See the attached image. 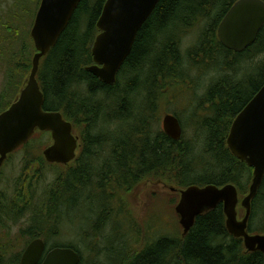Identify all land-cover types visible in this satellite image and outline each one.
I'll return each mask as SVG.
<instances>
[{
    "label": "trees",
    "instance_id": "obj_1",
    "mask_svg": "<svg viewBox=\"0 0 264 264\" xmlns=\"http://www.w3.org/2000/svg\"><path fill=\"white\" fill-rule=\"evenodd\" d=\"M106 1L81 0L57 43L41 59L37 74L44 110L60 111L80 137L77 159L68 164L48 162L43 151L52 143L51 132L36 131L9 154L0 169V227L17 223L28 209L33 212L30 224L20 229L19 236L25 242L42 237L48 248L72 247L81 255L80 264L87 261L79 246L57 242L63 222L86 221L92 252L99 254L102 250L106 264H114V247L101 249L98 235L112 218L120 225L125 219L122 216L132 221L129 213L111 206L120 190L128 191L146 179L178 189L232 183L240 199L244 198L249 193L253 168L233 155L227 138L238 113L264 85V26L256 41L242 52L227 48L218 36L222 19L238 0H160L138 31L116 81L105 83L88 68L94 64L92 49L101 32L98 21ZM31 3L17 19L23 24L22 32H17L18 26L9 27H14L12 40L17 49L12 53L7 76L15 87L2 92L0 114L15 101L32 69L36 48L31 29L41 0ZM26 10L31 13V21L24 30ZM187 36L193 39L183 50ZM196 69L214 75L199 103L205 104L207 113L187 121L196 127L193 140L186 137V122L175 112L183 135L174 140L163 129H155L159 121L156 113L162 101L168 100V88L186 85ZM37 143L43 151L36 160L26 157L25 172L41 161L57 170L43 195L36 198L35 189L44 178L34 169L29 177L23 173L12 187L2 189L4 166L17 151H27ZM102 154L105 159L99 162ZM85 189L88 193L84 195ZM173 199L177 204L179 194ZM262 204L264 180L252 202L248 226L252 233H264V215L259 217ZM78 209H86V216L76 217ZM239 212L242 214L244 207ZM134 219L133 232L144 240L138 245L137 238L136 245L128 246V233L123 235L119 225L114 227L113 236L125 249L115 264H264V253L247 251L242 238L229 233L222 203L198 215L187 233L178 223L179 236L178 232L158 234L163 219ZM15 241L3 243L14 245ZM11 250L0 247V264H20L22 253L10 255Z\"/></svg>",
    "mask_w": 264,
    "mask_h": 264
},
{
    "label": "water",
    "instance_id": "obj_2",
    "mask_svg": "<svg viewBox=\"0 0 264 264\" xmlns=\"http://www.w3.org/2000/svg\"><path fill=\"white\" fill-rule=\"evenodd\" d=\"M160 0H107L98 21L101 30L93 45L94 64L88 69L105 83L113 84L131 53L138 31ZM81 0H41L31 36L36 53L32 69L20 93L11 106L0 114V169L9 154L26 143L36 131H50L52 143L43 154L50 163L68 164L77 156L79 138L73 125L60 111L43 108L44 94L37 79L41 59L57 43L69 24ZM264 26L263 0H238L227 12L218 27L221 42L229 49L242 52L257 39ZM164 132L180 140L183 126L172 113L163 117ZM227 144L238 159L253 168L249 193L242 199L245 215L238 218L240 201L237 187L190 185L184 189L169 187L179 194L175 211L183 232L187 233L196 217L222 203L228 231L244 239L247 251L264 253V233L248 230L252 202L264 180V85L234 119ZM81 255L72 247L56 246L47 249L43 238L33 239L22 253L20 264H80Z\"/></svg>",
    "mask_w": 264,
    "mask_h": 264
},
{
    "label": "rangeland",
    "instance_id": "obj_3",
    "mask_svg": "<svg viewBox=\"0 0 264 264\" xmlns=\"http://www.w3.org/2000/svg\"><path fill=\"white\" fill-rule=\"evenodd\" d=\"M31 2H33V0H0V100L1 94L5 91L6 87H15L14 84L10 85L11 81H9L7 76L12 53L17 49L15 41L13 42L12 40V32L15 26H18L17 32H22L23 24L17 21V19L18 16L21 15L20 13H22V11H25V7H29L30 5L34 4ZM35 5L32 7L33 12L36 9ZM30 21L31 13L29 15V12L26 10V27H24V30L30 25ZM11 26H14L12 30H10L9 28ZM192 39V36H187L185 38L183 43V50L188 48V46L192 42ZM213 76V73H202L196 69L191 72L190 78L187 80L186 85L168 88V100L162 101V103L159 105L161 107V110L159 113H156V116L159 117V121L155 129H163L162 120L165 114H174L176 112L179 113V115L182 117L183 123L186 122V124H184V131L186 133V137L195 140L197 133L195 129L196 127L193 124L188 123L187 121L190 119H196L198 117L201 118L206 115L207 111L205 108V104L203 103V107L199 103L201 102V98L203 97L207 86ZM11 95L12 93L8 95V98L11 97ZM132 99L134 102L137 101V97L135 99V96H132ZM39 145L40 144L37 143L32 146H29L27 151H17V153H15V155L11 158L8 164L4 166V168L2 169V189H4L5 187H12L17 177H19L23 173L24 176L25 174H27V177H29V173H33L34 169L37 170L36 172H40V176L44 178V180L41 181V183L35 189L36 198L43 195L45 190L51 184V181L54 179L53 171L57 170L47 165V162L44 163L41 161L40 164L38 162L34 163L30 172H25L28 171L25 170L26 157H30L31 159L36 160V155H41L43 149H40ZM104 159L105 154H102L99 159V162ZM91 190L93 189L91 188ZM83 192L85 195L88 193V190L85 189L83 190ZM174 194L177 195L176 193L170 191L167 184H164L160 180L154 181L151 179H146L140 184H138L136 187H133L128 191H124L123 193L122 190H120V193L118 192V195L115 197V202L112 204L111 207L113 209H123L124 211L129 213L128 217L132 218V221L126 219L127 217L122 216L125 219L123 224L120 225V222L118 223L116 221L115 223V218H112L110 222L106 225L104 231L101 232L102 234L100 233L98 235L97 240L102 241L99 245L101 249H103L105 246L114 247L115 254L113 255L112 259L114 261V264L115 261L120 259L121 254L125 253L123 244L121 245L122 242L120 240L116 241L113 236L114 227L117 228L119 225V228L121 227L120 229L122 230L123 235H126V233H128V240L126 239L128 246H131L132 244L136 245L135 242L137 241V238L139 241L138 245L140 244L141 240H144V238L141 239L140 235L138 237V235L133 232V226H135L134 218L138 220L137 216L142 218L144 222L149 219H154V222L159 218L163 219V221L159 222V229H162V231H158V234L169 233L174 235V233L178 232V236L180 235L181 230L178 225L179 218L175 211L176 203L173 204V196H175ZM67 209L68 207H65L64 211H66ZM239 210L240 207L238 206V212ZM31 213L33 212H29V210L27 209L25 215L21 216L17 223L10 222V226L0 227V247H6L7 250L11 247V249L13 250L9 252L10 255H14V253L16 252L23 253L27 245L31 242H25V239L19 236L20 229L25 228L30 224L29 217H31ZM87 215L89 216V213H87ZM241 215L242 216H240V219H242V217L245 215V209ZM263 215L264 205L262 204V209L260 210L259 217H262ZM75 216L78 218L86 216V209L75 210ZM88 226L89 225L86 223V221L81 222L80 220L77 221L75 224H70L67 221L63 222L61 227V237L57 238V242H72L76 246H79L81 250H83V255L85 257V260L87 261V264H106L105 255L102 250L99 254H97L95 252H92L90 248V243H92L88 241V236L90 234H87V232H85L88 228H90ZM123 235L122 237H124ZM102 239L104 240V242ZM13 240H16V244L14 245H8L3 243ZM55 240H51V242Z\"/></svg>",
    "mask_w": 264,
    "mask_h": 264
},
{
    "label": "flooded vegetation",
    "instance_id": "obj_4",
    "mask_svg": "<svg viewBox=\"0 0 264 264\" xmlns=\"http://www.w3.org/2000/svg\"><path fill=\"white\" fill-rule=\"evenodd\" d=\"M78 138H79V140H78V142H79V147L78 148H80V137L78 136ZM79 151H80V149H78V154H79ZM78 156V155H77ZM77 156H76V158H75V160L77 159ZM240 202V201H239ZM238 206H239V203H238ZM240 208H241V205H240ZM237 209H238V207H237ZM240 216H242L241 214H240ZM238 218H239V216H238ZM240 219V218H239ZM250 232V231H249ZM230 233V232H229ZM251 234H256V233H252V232H250ZM231 235H233V234H231ZM234 236V235H233ZM234 237H236V236H234ZM236 238H240V237H236ZM242 241H243V243H244V239L242 238ZM245 245V244H244ZM259 251V250H258ZM21 260V259H20ZM20 263V262H19Z\"/></svg>",
    "mask_w": 264,
    "mask_h": 264
}]
</instances>
